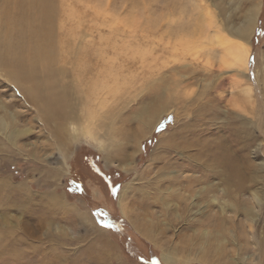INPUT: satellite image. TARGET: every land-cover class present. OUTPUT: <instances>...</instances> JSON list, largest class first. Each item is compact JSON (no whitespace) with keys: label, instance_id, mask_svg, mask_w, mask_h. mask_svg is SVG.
<instances>
[{"label":"rangeland","instance_id":"obj_1","mask_svg":"<svg viewBox=\"0 0 264 264\" xmlns=\"http://www.w3.org/2000/svg\"><path fill=\"white\" fill-rule=\"evenodd\" d=\"M12 1L0 0V20L6 6L13 19L24 16L22 37L34 16L29 17L28 0ZM48 4L56 19L55 51L67 44L71 49L81 39L87 42L90 48L79 53L75 64L95 70L87 72L92 83L96 70L107 74L110 94L103 109L99 104L95 110L83 108L78 123L66 122L65 134L57 137L46 113L20 95L0 66V121L24 133L15 145L0 134V264H264V0ZM256 5L260 13L249 40L248 101L242 82L219 66L214 55L219 49L210 37L227 16L242 23ZM11 35V42H25ZM5 42L0 39L2 54ZM178 81L182 84L176 87ZM104 111L116 116L105 137L100 125ZM95 170L108 176L114 192L102 188ZM234 174L242 178L241 188L228 185ZM253 176L257 182L251 185ZM175 180L183 186L190 181L192 191L156 194V184ZM220 187L234 194L228 197L226 190L222 195ZM195 192L198 214L195 206L186 209ZM49 195L60 202H50ZM214 196L217 203H212ZM223 200L239 203V213L222 212ZM243 208L254 213L252 219ZM220 215L229 233L207 258L198 237L217 232ZM234 242L243 247L238 254ZM175 251L173 258L170 252ZM163 254L172 262L164 261ZM187 254L198 258L186 261Z\"/></svg>","mask_w":264,"mask_h":264},{"label":"bare ground","instance_id":"obj_2","mask_svg":"<svg viewBox=\"0 0 264 264\" xmlns=\"http://www.w3.org/2000/svg\"><path fill=\"white\" fill-rule=\"evenodd\" d=\"M15 1L16 0H13L12 2L15 3ZM17 1L20 2L21 0L20 1L17 0ZM28 2L29 3L27 4V7L29 6V10H30V12H28L30 14L29 17H31L32 15L34 17L32 16L33 17V18L31 17L32 20H29L27 22V26L29 27L28 33L25 36L22 35V37H24V39H25L24 43H26V44H24V43L21 44L20 42H17V38H16V42L15 41L11 42L10 35L13 32H15L16 33L15 37H21V35L19 36L18 34H19V32L22 31V30L20 31V29L23 28L22 22H25L27 19H24V21H23L24 16H22V15H20V16H22L23 18L18 17L17 20L13 19L11 14L8 12L10 7L6 6V8H5V10H7V11L4 12L5 14L2 17L3 19L0 20V39L1 40L3 38L6 39V42L3 45L5 48V51L3 52V54H4V58H6L7 62H5V64H2V59H4V58H3L2 52L0 51V53H1L0 66H1V68L4 69V72L6 70L5 75L11 79L12 84H14L15 89L18 92H20V95H22L21 93H23L25 95L24 97H26V95H27V97H29V98H26V99L27 100L30 99V101L36 107V109L38 111H44L46 113V121L48 122V124H51L52 127L55 126L56 130H58V131H56V132H58L56 134L57 137L60 136V134H62L61 136L63 137V135L65 134V133H63V132H65V126L68 125V123L66 125V122L72 121V122L78 123V121L81 119V115L79 112L82 111L83 108L88 107V108H93V110H95L97 104L100 105L99 108H101V109H103L105 107L104 105L107 103L108 95L110 94L109 93V85H107V84H109V78H108L109 76L107 74L106 75L101 74L100 72H98L96 70V73L94 74V77H96V80H94V82L92 83V81L90 80V75H88L87 72H90V74L93 75V72H95V70L93 71V69L87 67L88 65L86 66L85 65L86 63H84L83 67L80 66V64H77V63L75 64V62H79L81 60V55H79V53L81 54V52H84V49L86 50V48L88 47V45H86L87 42L85 41L86 43H84V41L82 39H81V41L79 40V42H77L75 40L76 44L74 43V46L71 49L69 47H67L69 45V44H67V46L64 49L60 50V48H57V52H56L55 51L56 45L52 46V45H54V42H53L54 38L52 36V30L55 31V29H53V25H54L56 19H55V16H53L54 15L53 11L50 9V5L48 4V0H31V3H30V0H28ZM20 4L21 3H19V5ZM25 4L26 3H24V5ZM24 5L22 7H24ZM257 5L255 7L248 8L249 10H248V12H246L247 14L244 16V20L242 23L234 24L230 21V19H228V16H227L226 21H225L226 23H223L221 29L213 28L214 34L211 35L212 37H210L211 38L210 43L212 45H214V41H215V46L219 49V51H218L219 55L216 56V53H214L217 60H219V66L221 67V69H224L225 74L229 73V76H230V74H232L233 75L232 79H235L237 83H238V81L242 82V84L244 86L242 91H243V94L246 96L248 101L251 99V97H250L251 89H249L247 87L248 76H246V74H248L247 72H248L249 58L251 55V51H250L251 47H250L249 40L253 34V29L256 27L257 18L259 17V13H260V12H258L259 7ZM13 6H14L13 8H15L17 5L13 4ZM23 15H24V13H23ZM209 16H210V14H209ZM22 33H23V31H22ZM11 37H12V35H11ZM115 39H117V38H115ZM20 41H22V39ZM138 45H141V42ZM64 46H65V44H64ZM88 48H90V47H88ZM90 50H92V48ZM87 55H88V52H87ZM143 58L145 59V57H143ZM88 59H89V57H88ZM144 59H142V60H144ZM100 60H101V58H100ZM103 72H104V69H103ZM113 77L114 76H112V78ZM115 77L116 78H114L112 80L113 85H115L117 82V81H115V79H117V76L115 75ZM180 77H182V76H180ZM182 78H184V80H185L186 78H188V76L187 77L185 76ZM90 83L92 84L91 86H89ZM237 83H235V84H237ZM181 84H182V81H178L176 83V87H179ZM66 110H68V112H66ZM157 112H159V111H155L154 114L156 115ZM98 115H100V114H98ZM115 117L116 116L114 115L113 112L104 111L103 113H101V116H100L101 129L106 131L104 133V137L111 133L110 129L112 128ZM97 120H99V119H97ZM0 134H4L5 137L11 143H13L15 145L16 140L19 139L20 136L24 133H21L17 129H12V130L9 129V126L5 123V121L1 120L0 121ZM141 134L142 133H140V135ZM89 136L91 137L92 135H89ZM128 158L129 157H125V161H127ZM230 162H232V161H230ZM238 171H240V169ZM159 172H161V171H159ZM162 175H165V174H162ZM165 176H167V175H165ZM241 179L240 178L237 179L235 177V174H234V176L231 177V181H230L231 185L229 184L228 181H227V183L229 186H231V189L233 186L241 188L240 185H242L241 182H243V181H241ZM189 182L190 181H186L185 184H188V185L183 186L184 182H178L175 180V183H165L166 185L165 184H163V185L162 184L161 185L156 184V187H154V188L156 190V194H159V195L162 194V195L166 196L165 194H175V195L179 196L178 191H183L184 189H188V191H190L192 189L190 187L191 185L189 184ZM254 182H257L256 176L255 177L253 176L249 179V183L251 185L254 184ZM225 184H226V182H225ZM2 185L5 186V184H2ZM168 186H170V187H168ZM171 186H173V187H171ZM213 187H215V186H213ZM225 187H223V188L220 187L221 188L220 191H221L222 195L227 194V191H228V197H231L232 191L229 188L226 189ZM122 189H123L121 191L122 193H120L119 199H118V204L120 205L121 208H122V206H121L122 200L125 197V193H126V189H124V188H122ZM204 189H205V187L202 188V190H204ZM249 189H251V188H249ZM202 190H200V191H202ZM200 191H198V193H200ZM252 192H253L252 196L255 198L258 193H256L255 191H252ZM18 193H19V191H18ZM203 193H205V192H203ZM195 196H198L197 192H195L194 195H193V193L189 194L188 198L190 200H188V201H190V202L187 205L186 209L189 210L190 209L189 205H191V206L197 207L194 214L202 213V210L199 208V205L196 203V201H193ZM167 197H170V196H167ZM219 198H220V196H219ZM48 199L50 202L52 201V203H59L60 202L58 199H56L55 197H52L50 195L48 196ZM257 199H260V196H257ZM218 200L219 199L217 198V196L216 197L214 196V198L212 199V203H214L216 201L218 202ZM224 201L225 200H223L222 202H219L220 210L222 212L229 209L230 212H232V213H235V214L239 213L238 210L241 208V207L239 208V206H240L239 203H237V205L239 204V206H237L234 204L235 202L232 203V202H229L227 200L225 202ZM257 205H259V203ZM166 207H170L169 204H166ZM172 208L170 207L171 212L173 210ZM164 209H166V208H164ZM190 210H192V208ZM218 212H220V211H218ZM243 213L245 216H249L251 219L254 215V213L248 211L246 208H243ZM224 214L225 213H222V215H224ZM209 216H211V215H209ZM223 219L224 218L221 215L215 219L217 222H219L218 225H220L218 227L217 232L212 233V232L206 231V232L201 233L200 237H198V240H200L199 242H201L199 244H201V246L203 248V253L206 254L207 258L211 257L215 253V251L218 249V246L220 244H222V242H223L222 239H224L223 236L225 235L224 232L229 233V231H227V229L225 227L226 224L221 223V221ZM211 221H213V220H211ZM224 222H225V220H224ZM203 231H205V229ZM230 235L232 237H234V235H236L235 230ZM211 239H215V240L210 242ZM214 242H215L216 246L214 248H212V245H213L212 243H214ZM235 246L237 247V250H235V252H236V254H238L239 250H241L243 247L241 248L240 244H237V243H235ZM168 249L170 250V248H168ZM240 253H241V251H240ZM170 254H171V257H173V258H175L177 256L176 251L170 252ZM171 257L168 256L167 254L162 255V259L166 262H172ZM238 257H239V255H238ZM196 258H198V257H196ZM196 258H195V255H193V254H187L186 255V259H187L186 261H189L191 259H196ZM199 260H202V262L205 263V261L202 258H200Z\"/></svg>","mask_w":264,"mask_h":264},{"label":"trees","instance_id":"obj_3","mask_svg":"<svg viewBox=\"0 0 264 264\" xmlns=\"http://www.w3.org/2000/svg\"><path fill=\"white\" fill-rule=\"evenodd\" d=\"M96 175H95V179L96 180H100L103 184L102 188L106 189L107 193L111 194V192H114L113 189H111V181L108 178V176L100 170H95ZM103 194V193H102ZM109 204H111V202H108Z\"/></svg>","mask_w":264,"mask_h":264},{"label":"crops","instance_id":"obj_4","mask_svg":"<svg viewBox=\"0 0 264 264\" xmlns=\"http://www.w3.org/2000/svg\"><path fill=\"white\" fill-rule=\"evenodd\" d=\"M98 197H99V195H97ZM112 234V233H111ZM111 238H112V236H111ZM115 238V237H114ZM116 241V239H114V242Z\"/></svg>","mask_w":264,"mask_h":264}]
</instances>
